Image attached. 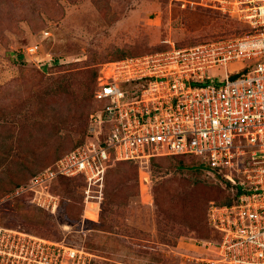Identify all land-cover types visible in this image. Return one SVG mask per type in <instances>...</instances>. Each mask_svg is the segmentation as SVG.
<instances>
[{
  "label": "rangeland",
  "instance_id": "rangeland-1",
  "mask_svg": "<svg viewBox=\"0 0 264 264\" xmlns=\"http://www.w3.org/2000/svg\"><path fill=\"white\" fill-rule=\"evenodd\" d=\"M189 1L0 0V197L87 140L93 93L111 62L247 31L234 16ZM35 43L37 54L27 55ZM252 63L217 66L208 75L219 82ZM199 162L117 161L107 171L98 216L95 203L84 205L83 182L65 178L52 188L55 212L19 200L0 207V223L84 247L95 255L92 264H179L181 253L198 251L199 238L211 236L209 202L235 198Z\"/></svg>",
  "mask_w": 264,
  "mask_h": 264
},
{
  "label": "built area",
  "instance_id": "built-area-1",
  "mask_svg": "<svg viewBox=\"0 0 264 264\" xmlns=\"http://www.w3.org/2000/svg\"><path fill=\"white\" fill-rule=\"evenodd\" d=\"M189 2L234 16L248 30L111 62L93 93L98 106L87 140L7 192L0 207L23 199L53 213V185L72 178L83 182L84 205L95 203L98 216L115 162L192 156L237 193L231 203L209 202L206 221L218 237L198 240L200 249L181 253L179 264H264V0ZM39 47L30 44L25 53L36 55ZM240 61L253 63L219 82L208 75ZM94 256L0 223V264H92Z\"/></svg>",
  "mask_w": 264,
  "mask_h": 264
},
{
  "label": "trees",
  "instance_id": "trees-1",
  "mask_svg": "<svg viewBox=\"0 0 264 264\" xmlns=\"http://www.w3.org/2000/svg\"><path fill=\"white\" fill-rule=\"evenodd\" d=\"M244 25H245V24H244ZM245 27H246V25H245ZM246 28H247V27H246ZM247 30H248V29H247ZM97 106H98V103L96 102L95 108H97ZM79 145H80V144H79ZM71 150H72V149H71ZM68 152H69V151H68ZM66 153H67V152H66ZM64 154H65V153H64ZM64 154H63V155H64ZM61 156H62V155H61ZM61 156H59V157H61ZM59 157H58V158H59ZM154 157H163V156H154ZM170 157H192V156L178 155V156H170ZM58 158H57V159H58ZM193 158H195V157H193ZM57 159H55V160H57ZM55 160H54V161H55ZM54 161H53V162H54ZM129 161H132V160H129ZM53 162H52V163H53ZM199 165H203V166H205L206 169L210 170V171H211L213 174H215L216 176H219V177L225 182V184H229V185L231 186V189L234 191V196H236V193H237L236 188L233 187V186H232L227 180H225L217 170H212L208 165L202 163L201 161L199 162ZM47 166H48V165H47ZM45 167H46V166H45ZM45 167H44V168H45ZM42 169H43V168H42ZM42 169H40V170H42ZM40 170H39V171H40ZM39 171H38V172H39ZM36 173H37V172H36ZM36 173H35V174H36ZM35 174H33L31 177H33ZM106 175H107V173H106ZM31 177H30V178H31ZM30 178H29V179H30ZM133 178H134L133 180H134V182H135L134 184L136 185V179H135V177H133ZM29 179H27L26 181H28ZM60 179H65V178H60ZM60 179H58V180H60ZM70 179H72V178H70ZM105 179H106V177H105ZM58 180H57V181H58ZM26 181H23V182H26ZM57 181L55 182V184L57 183ZM23 182H21V183H23ZM19 184H20V183L16 184L14 187H16V186L19 185ZM14 187H13V188H14ZM13 188H12V189H13ZM12 189H11V190H12ZM173 189H174V188H173ZM9 191H10V190H9ZM9 191H8V192H9ZM6 193H7V192H6ZM6 193H5V194H6ZM159 193H160V196H158L157 200H158V201H161L162 198H163V195H162L161 191L159 192V189H156V190H155V194H156V195H159ZM5 194H4V195H5ZM4 195H3V196H4ZM3 196H1V197H3ZM1 197H0V198H1ZM161 197H162V198H161ZM201 197L206 199V197H205V192H203V193L201 194ZM210 197H212V196H210ZM234 199H235V198H234ZM19 200H23V199H19ZM19 200H16V201H19ZM224 203H230V202H223V203H218V204H224ZM176 205L178 206V205H180V204L177 203ZM176 205H175V207H176ZM180 207L182 208L181 205H180ZM206 211H207V210H206ZM177 213H178V212H177ZM178 214H179V213H178ZM205 219H206V216H205ZM206 226H207V228L209 229L211 236H210V237H207V238H202V239L199 238V240H206V239H211V238H217V237H218L217 233H216L211 227H209V225L207 224V221H206ZM86 250H87V249H86Z\"/></svg>",
  "mask_w": 264,
  "mask_h": 264
},
{
  "label": "bare ground",
  "instance_id": "bare-ground-1",
  "mask_svg": "<svg viewBox=\"0 0 264 264\" xmlns=\"http://www.w3.org/2000/svg\"><path fill=\"white\" fill-rule=\"evenodd\" d=\"M109 69H110V67H109ZM109 69L105 71V75H106V76H108L109 73H110V72H109ZM110 71H111V69H110Z\"/></svg>",
  "mask_w": 264,
  "mask_h": 264
}]
</instances>
